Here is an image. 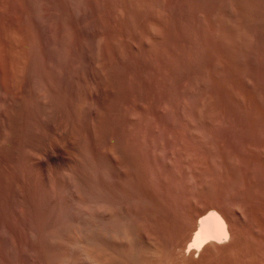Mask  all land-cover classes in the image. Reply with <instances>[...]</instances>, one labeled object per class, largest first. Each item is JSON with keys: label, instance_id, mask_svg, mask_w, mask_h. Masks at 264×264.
Wrapping results in <instances>:
<instances>
[{"label": "rangeland", "instance_id": "obj_1", "mask_svg": "<svg viewBox=\"0 0 264 264\" xmlns=\"http://www.w3.org/2000/svg\"><path fill=\"white\" fill-rule=\"evenodd\" d=\"M118 135L144 194L123 264H264V0H0V264L20 196L73 202ZM206 203L229 240L188 253Z\"/></svg>", "mask_w": 264, "mask_h": 264}, {"label": "bare ground", "instance_id": "obj_2", "mask_svg": "<svg viewBox=\"0 0 264 264\" xmlns=\"http://www.w3.org/2000/svg\"><path fill=\"white\" fill-rule=\"evenodd\" d=\"M108 140H106L108 141V145L104 151L93 152L89 181H85L86 179L84 180L82 177V179H78L80 182L68 180L67 189L70 190L69 193L71 197H73V202H67L66 204L65 200L63 203V200L61 201L60 198H55L57 195L55 194V197L50 196L49 199L43 197L45 199L43 202L41 200L43 198H41V203L38 205V202H40L39 200H35L37 201L36 204L29 199L31 197L27 196V198L26 195H19V198L18 196L20 200L23 198V202L20 204L24 203L20 208L18 207L13 210L14 217L19 224V229L17 228L18 230H14L8 225L3 230H6L4 234L8 233L14 238L13 240H15L16 247L21 256L20 264H78V262H81L80 264H106V262L109 261H107V258L112 259L114 264H123L127 256H130V258L136 257L134 250L139 240L137 241V237L135 238L134 235L137 236L139 233L137 235L135 234L137 229H135V227L137 225L133 228L132 223L136 221L133 220L136 215L135 209L137 211L138 208V206L136 208V205L140 203V200L143 202L142 197L144 194L141 186L142 180L138 178L139 172L135 168L137 165L134 167L127 161L125 148L118 145L120 143L132 145L136 143V140H134L132 136L129 137L124 135L110 136ZM76 185H81L80 187L86 188V190L83 189V191L85 190L88 194H83L82 188L80 189L79 187L78 191H73L74 188H77ZM145 197L148 198L149 196L145 195ZM149 199L151 198L149 197ZM209 203L203 204L204 206L195 209L192 213L191 219H195V227H190L191 229L187 230L188 234L190 233V236L188 234V236H186L187 240V237H189V241L187 245H185V248L187 247L186 252L188 253L191 251H194V253H202L205 246L213 243L218 245L222 244L226 242L229 237L230 222L228 217L221 209ZM20 204L18 205L20 206ZM138 205L140 206V204ZM134 229L135 231H133ZM7 239L8 238L2 240L6 241ZM150 241L145 239L143 242L148 245ZM5 243H7V241L4 242V244ZM151 244H153V247L157 246L154 245L155 243ZM6 245L7 244H5V246ZM147 245L144 246L147 247ZM151 246L152 245H150V247ZM153 247L148 249L152 250L154 249ZM4 248L3 250H5ZM8 248L9 250L11 249L10 246H8ZM157 248L158 247H156V249ZM141 249H143V247ZM144 249L142 250L143 252L151 251L146 250L147 248L145 249L146 251ZM9 250L6 249L4 251L5 257L6 255H11ZM135 251L140 255V253H138L139 250L137 251L136 249ZM146 255L148 256V254ZM156 255L155 253V255L153 254L152 256L155 257ZM141 258H139V263L142 264ZM143 259L149 260L147 257ZM135 260H137V258H135ZM131 261L132 260H130V262ZM4 263H6V261Z\"/></svg>", "mask_w": 264, "mask_h": 264}]
</instances>
